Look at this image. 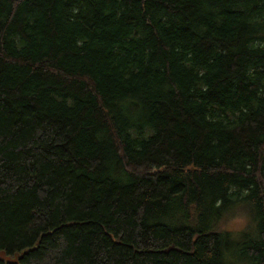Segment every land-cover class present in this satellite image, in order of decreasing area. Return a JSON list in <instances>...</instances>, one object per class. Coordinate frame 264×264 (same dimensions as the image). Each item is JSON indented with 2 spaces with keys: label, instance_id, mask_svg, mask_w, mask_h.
Segmentation results:
<instances>
[{
  "label": "trees",
  "instance_id": "1",
  "mask_svg": "<svg viewBox=\"0 0 264 264\" xmlns=\"http://www.w3.org/2000/svg\"><path fill=\"white\" fill-rule=\"evenodd\" d=\"M1 250L264 264V0H0Z\"/></svg>",
  "mask_w": 264,
  "mask_h": 264
},
{
  "label": "rangeland",
  "instance_id": "2",
  "mask_svg": "<svg viewBox=\"0 0 264 264\" xmlns=\"http://www.w3.org/2000/svg\"><path fill=\"white\" fill-rule=\"evenodd\" d=\"M243 225H244V218L240 216H235L232 219L226 221L223 225V228L230 231L233 234V236H236L243 227Z\"/></svg>",
  "mask_w": 264,
  "mask_h": 264
},
{
  "label": "water",
  "instance_id": "3",
  "mask_svg": "<svg viewBox=\"0 0 264 264\" xmlns=\"http://www.w3.org/2000/svg\"><path fill=\"white\" fill-rule=\"evenodd\" d=\"M0 258L4 259L5 261H8V262L14 261L9 256H7L3 250L0 251Z\"/></svg>",
  "mask_w": 264,
  "mask_h": 264
}]
</instances>
